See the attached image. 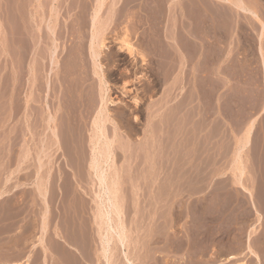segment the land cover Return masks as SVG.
Segmentation results:
<instances>
[{
  "label": "rangeland",
  "instance_id": "374dc122",
  "mask_svg": "<svg viewBox=\"0 0 264 264\" xmlns=\"http://www.w3.org/2000/svg\"><path fill=\"white\" fill-rule=\"evenodd\" d=\"M175 1L170 0V3ZM181 3L188 16L196 21L193 28L186 30L203 39L202 48L188 40L183 27L175 29L173 34L178 35V46L166 40L162 20L167 18V0H0V225L20 212L26 239V255L20 259L21 264H77V257L60 254L62 249L73 255L81 251L73 244L74 247L67 246L69 242L62 235L65 230L79 232L80 240L88 243L84 244L83 264H107L102 255L99 229L102 217L95 210L99 207L97 194L103 192L96 172L88 166L89 161L82 162L83 169L82 166L76 170L67 168L66 174L54 170L36 174L34 170L23 169L20 161V119L22 99L29 82L28 70L35 62L39 68H46L43 63L47 61L52 37L49 27L54 29L62 70L74 69L71 66L74 60L78 61L75 67L80 70L79 79H82L78 84L82 83L84 106L87 105L84 109L90 114H87L90 117L86 118V124L80 125L82 131L86 130L83 131L86 138L89 137L85 149L88 153L91 150L92 141H89L94 126L90 123L93 112L89 105L99 87L87 46L95 30L92 17L96 9L99 10L96 27L107 45L101 55L106 67L105 81L117 88L115 94L125 86L131 89L126 90L130 96L137 94L140 98L136 108L126 96L122 104L110 109L116 120V114L124 109L128 122L138 129L129 136V142L135 147L133 153L145 161V171L138 169L131 175L126 170L129 168L126 159L121 156L113 169L106 171L108 184L117 172L120 215L128 226L125 232L127 253L134 264H264V159L257 158L259 143L256 141L252 147V159H235L232 157L237 154L232 148H237L240 140L226 141L219 130L221 123L238 126L264 123V65L257 52V25L261 27V36L264 4L257 0L262 15L243 18L234 37L235 44L230 45L234 53L227 60L226 48L214 44L217 41L212 42L219 31L215 25H208L215 14L212 0H181ZM68 24L72 28L68 32L76 36L70 43L71 54L66 56L62 53L66 50L65 43L69 44ZM122 37L145 52L144 64L139 55L131 57L117 50ZM76 40L84 43L79 47L81 50ZM26 42L31 46L29 43L24 50ZM138 73L143 77L137 79ZM159 80L162 83L156 84ZM135 113L136 121L132 118ZM159 123H164L163 135L155 133ZM191 124L197 134L194 143L183 136V126ZM47 135L45 142L49 139ZM245 145L243 141L237 152ZM78 147L82 150L83 145L77 144ZM117 151L123 153L120 148ZM157 151L168 156L164 157L167 159L163 165L165 173L160 175L165 180L163 195L159 183H152L159 162L152 156L158 154ZM138 160L142 161L139 157ZM52 163L66 165L61 156ZM105 197L103 194L102 198ZM17 200H20L19 208H16ZM46 236L54 238L51 256L46 253L44 243L38 241L39 237ZM112 246L113 264H124L118 242H113ZM147 247L152 249L150 259L143 256ZM36 251L39 254L32 255ZM3 258L6 256L0 252V264Z\"/></svg>",
  "mask_w": 264,
  "mask_h": 264
},
{
  "label": "bare ground",
  "instance_id": "6f19581e",
  "mask_svg": "<svg viewBox=\"0 0 264 264\" xmlns=\"http://www.w3.org/2000/svg\"><path fill=\"white\" fill-rule=\"evenodd\" d=\"M226 1H228V0H226ZM233 3H234V5H236L241 10L248 12V15H251L250 16L251 19H252V17H254V16L257 17L259 14L263 13V12H260V9L257 7V0H250V1L249 0H233ZM262 4H264V0H262ZM98 12H99V10L96 9V12L92 17L93 18L92 22H93V25L95 27L94 28L95 30L92 34L90 33L91 38H89V45L87 46V51L89 49V51L91 53L92 64H93V66H92L93 67V73L96 75V81L98 80L96 83L98 84L97 86L99 87V89L97 88V93L91 98V105H89L90 106L89 110H91L93 112L90 123H92L94 126V129H93L94 133L90 136V141H89V142L92 141L90 144L91 150H89V153H88V150L86 151L87 147L84 146V144L86 143V140L89 137L86 138L87 134H85L86 132H83L85 129L82 131L83 127H81L82 125L84 126L83 123L86 124V122H85L86 118L90 117V116H87V114H89L88 113L89 111L88 110L85 111V109H84V107H86L87 105L84 106L85 102H84V96H83V88L81 86L82 83L78 84V80H82V79H79L80 78L79 77L80 76V72H79L80 70L78 71L77 68L75 67L77 65L76 62H78V61L74 60V62H73L74 66L73 65L71 66V67H74V69L70 68L71 70H68V71L67 70L63 71L64 69L62 70L63 66H60L61 64H59V62H60L59 53L60 52L57 49L58 43H56V41L53 37L54 29L49 27V34L52 35L51 46L49 47L48 55L46 54L47 55V61L45 60L46 56L43 57V58H45L44 59L45 63H43V65L46 64V65H44V66H46V68L45 67L39 68L36 65L37 62H35V64L32 65L34 63L32 61L33 62L31 64L32 66H31L30 70H28L29 71V78H28L29 82L27 83L28 87H26V85L24 86V87H26L25 94L23 96V99L20 98V99H22V110H21V119H20V122H21V129H20V136H21V144H20L21 145V157H20V159L21 160L20 161H21V165H22L23 169L29 170V172L34 170L36 174L37 173H49L52 170H54L55 172L58 171V173L59 172L61 173L62 171H64V173L66 174L65 170L67 168H70L72 170H76V169H79L80 166H82V169H83L84 166L82 165L83 164L82 162H84V161L86 162V160H88L89 161L88 166H90L96 172V176L99 180L98 182L102 188V192H103V194L106 195V197L104 199V198H102L103 194H101V192L97 194V196L99 198V200L97 202L99 207H98V209H95V210H97L98 215L100 217H102V221H101L102 225H99V229H101L100 230L101 231L100 237H101V243H102V255L106 260L105 263H107V264H113L114 263V261L111 260L112 251L114 249L112 244H113V242L117 241L119 246L121 247V254L123 256L124 264H134L133 258H131L129 256V254L127 253V247L128 246L126 243L127 240H126V233L125 232L128 231L127 230L128 226H127L126 222L123 220L122 215H120L121 214L120 212L122 209L120 210V206H121L120 204L121 203H120V199H118V195H117V191H118V188L116 186L117 185V180H116V175H117L116 173L117 172L116 171L114 172L113 178H111V182L108 184V182H107L108 175H107L106 171L108 168L113 169L115 161L117 159H119L120 156L122 158L126 159L125 162L129 166V168L126 170L130 171L131 175H133L134 174L133 172L137 171L138 169L142 170L141 172L145 171V168H146L145 161L142 159L141 156H139L138 154H137L138 155L137 156L136 154L133 153V149L135 147H133L132 143L130 144V142H129V136L131 134L137 133L138 129L136 128L135 125L128 122L127 114H126V111L124 109L120 110L116 114L118 120H116V117L114 116L115 115L114 112L110 109V106L113 107V106L122 104V102L124 101L123 97H126V96H128L130 98L129 100H131V103L133 104L132 106H135V108H136L137 105L140 104V98L137 97V94H133L130 96L128 91L131 89L128 90V89H126L125 86H121L120 90L118 91V94H115L117 92V90H116L117 88L114 89L111 86V84H107L105 81L104 69L106 67L104 66V64L101 61V55H102L104 48L107 45L105 42V40H106L105 37L104 36L100 37L101 34L99 35V33H100L99 29H98V27H96L97 21H98ZM177 14H178V12H177ZM262 26L264 29V22L263 21H262ZM70 27L71 26H69V24H68L67 25V32H68V29H70ZM75 33H77V31ZM51 35H49V36H51ZM61 35H60V37H61ZM75 36L76 35L72 34V32L71 33L68 32V36H66V38H67V41L69 42V44L65 43L66 50L62 54L65 53L66 56H69L71 54L70 50H72V49H69V48H71L70 43L73 41V38H75ZM77 36L79 38L80 35H77ZM62 37H63V35H62ZM24 38L26 39V37H24ZM24 38H23V42L25 41ZM80 39H81V37H80ZM27 40H29V39H27ZM37 40H39V39H37ZM81 40L80 41L76 40L78 43L77 44L78 50H81V49H79V47L83 46V44H84L83 42H81ZM27 42H26V44L22 43L24 46L27 45V47H24V50H25V48L28 49L30 42L28 44H27ZM34 43H36V42H34ZM74 43H76V42H74ZM30 46H31V43H30ZM27 49H26V51H28ZM29 50H31V47ZM62 50H64V48ZM117 50L123 51L131 57H135L136 55H139V57H141L142 64H144V62H145V57H144L145 52H143L139 48H137L131 41H129V39L127 37H122L119 39V42L117 45ZM83 51H84V49H83ZM22 52H24V51L22 50ZM36 53H38V52H36ZM26 54H28V53H26ZM62 54H60V55L62 56ZM82 54H84V53H82ZM76 55H77V53H76ZM83 56H82V58H83ZM74 58L75 57L73 56L72 59H74ZM262 58H263V56H262ZM34 59H35V57H34ZM37 59H38V57H37ZM61 61H62V58H61ZM79 61H81V60H79ZM68 62H69V60H68ZM40 63H42V62H40ZM60 63H62V62H60ZM70 64H71V62H70ZM176 65L174 66L175 68H176ZM39 66H42V65H39ZM41 69H43V70H41ZM81 70H82V68H81ZM82 71L84 72V70H82ZM63 73H64V75H63ZM106 73H108V72H106ZM21 74H22V72H21ZM141 76H142V74L140 75L138 73L136 78L139 79V78H141ZM24 81H25V79H24ZM79 82H81V81H79ZM158 83L161 84L162 81L159 80L156 84H158ZM115 87H117V86H115ZM126 90H128V91H126ZM88 101H90V100H88ZM163 103L164 102L161 99L160 105L163 106ZM158 104H159V102H158ZM37 110L39 111V114H35V111L37 113ZM131 114H132V112H131ZM132 118H133V120L136 121L138 119V115L135 113L132 115ZM81 123H82V125H80ZM165 124H167V123H165ZM79 126L81 127V129L79 128ZM122 127H125V130H122ZM156 127H157V132H155V131L154 132L158 133V134H160V133L162 134V131L165 128L164 123L163 124L159 123V125ZM46 130L49 133V134L47 133L48 135L45 132ZM46 135L49 137L47 142H45V138H46L45 136ZM164 136H163V138H164ZM48 141H49V144H48ZM77 144H78V146L80 144V147H82V145H83L82 150H80L81 148H79V147L77 148ZM160 146H161V144H160ZM85 147H86V149H85ZM157 147H159V145ZM119 148L123 151V153L121 152V154H119V152L117 151V149H119ZM159 148H161V147H159ZM77 149L80 151H78ZM149 149H150V147H149ZM158 150L160 151V149H158ZM163 150H165V149L163 148ZM159 151H157L156 153H158ZM161 152H163V151H161ZM151 155H150V157H151ZM163 155L161 153L160 154L158 153V154H155L152 156L154 158L159 159V162H157V159L155 161L158 163V164L156 163L157 164V168H156L157 174H155V180L153 179L154 181H152V183H154V184L156 183L157 185L159 183L158 188L161 191V195L165 194V192H164L165 190L163 191V186H164L165 180L163 179V176H160V175H164V173H165L164 168H166V167H164L163 165L165 163L164 161L165 160L167 161V159L164 160V157L167 155H165V156H163ZM60 156L62 157V160L65 161L66 165H61V164L55 165V163H52L53 160L57 159ZM138 157L142 161H139ZM88 161H87V163H88ZM48 162H51V164H49ZM180 162H181V160H180ZM80 163H81V165H79ZM166 163H165V165H166ZM76 164L78 166H76ZM85 165H87V164H85ZM152 166H155V165H152ZM117 171L119 172V170H117ZM133 183H134V181H133ZM131 185H134V184H131ZM162 200H164V199H162ZM139 212H141V211H139ZM153 213H155V212H153ZM114 218H115V220H114ZM63 226H64V224H63ZM61 227H62V225H61ZM59 230H61V228ZM82 230H80L81 233H82ZM61 231H60V233H63L64 230H61ZM84 233H86V232H84ZM58 235H59V233H58ZM62 235H64V238H66V240L69 242L70 245L73 244L76 247L78 246V248L81 250V252L83 254L85 253V251H83V250L85 249L84 247L86 245H88V243L86 242L87 243L86 244L84 242V239H83L84 243L81 244L82 246L80 245V241H79L80 237L79 236H81V235L79 234V232H76L73 230L72 231L65 230V232ZM42 237L38 238V241L40 244L45 243L44 238H42ZM84 244H85V246H84ZM48 247L50 248V246H48ZM147 248H149V250ZM147 248H146V251L143 253L144 254L143 256H144V258L147 257V259H150V254H152V249L150 247H147ZM86 252H88V251H86ZM64 253L66 254V252H64ZM55 255H57V254H55ZM69 255L70 254H68L67 256H69ZM75 262H76V260H75ZM141 262H142V259H141Z\"/></svg>",
  "mask_w": 264,
  "mask_h": 264
},
{
  "label": "crops",
  "instance_id": "0c3cea01",
  "mask_svg": "<svg viewBox=\"0 0 264 264\" xmlns=\"http://www.w3.org/2000/svg\"><path fill=\"white\" fill-rule=\"evenodd\" d=\"M211 7L214 8L215 14L209 20L208 25L210 26L215 25L216 27L219 28L218 29L219 31L215 33L216 39H212V42L217 41L214 42V44L222 48H226L225 56H227V60H228L234 53L232 51L231 43L234 41V37L236 33H238L243 18L249 15H247L244 11H242L240 8L234 5L233 0H228V1L212 0ZM204 10L207 12L208 8L206 7ZM166 17L167 18H164L162 20V30L166 40L171 42L173 41L176 43L175 45L178 46V38H177L178 35L177 34L173 35V34L175 32V29L176 31H178V29L179 30L181 29L180 27H183L184 30L187 31L188 33V40L191 43L196 44L200 48L203 47V42H202L203 39L198 35H195L194 33H191L188 30H186L189 27L193 28L196 25V21L188 16L184 7V3L182 5L181 0H176L173 3H170V0H167ZM175 25L176 28L174 27ZM257 26H258L257 52L260 63L264 65V31L260 36L261 27L259 25ZM218 40H220V42H218ZM233 43L235 44V42ZM201 55H203V53H201ZM262 112L264 113V109L262 110ZM183 128H184L183 131L184 138L188 142L194 143L197 137V134L194 131V124L187 126L184 125ZM185 128H187L186 131ZM216 128L217 125L215 123V130ZM211 129L212 127H210V134H211ZM219 130H220V135L222 136V138L224 137L226 141L240 140L241 144L243 141H246V145L239 152L237 151L238 148L241 146V144L237 148L234 147L232 148L234 149L233 153L237 154L232 158L242 159V160L252 159L253 157L250 155V153H252V147L254 143L257 141L259 143L258 146L259 156L257 158L264 159V123H259V122L243 123L239 126L236 125V123H221L219 125ZM15 203L17 204L16 208H19L20 200H17ZM19 213L20 212L17 211L16 216H11L10 219L2 222L0 225V252L3 254V256H6V258H3L1 260V264H21L20 259H22V257L26 255L25 252L26 239L24 237L25 224L20 222ZM53 240L54 238L50 236H46L44 238V242H45L44 248L46 249V253L48 255L52 254L51 242ZM79 241L81 245L83 241L81 240ZM48 246H50V248ZM67 246L74 247L70 244H67ZM64 252H66V254ZM38 254L39 253L36 251L33 252L32 255L37 256ZM60 254L61 255L64 254L63 256L65 257H67L68 254H70L69 255L70 257L73 256V253L67 251V249H62ZM82 255L84 254L81 251L76 252L74 254V256H76L78 260L77 264H83L82 261L84 259L82 258ZM47 264H51V263H47Z\"/></svg>",
  "mask_w": 264,
  "mask_h": 264
}]
</instances>
